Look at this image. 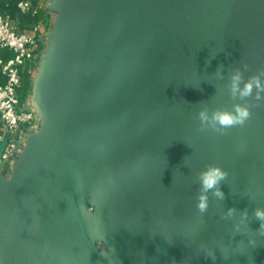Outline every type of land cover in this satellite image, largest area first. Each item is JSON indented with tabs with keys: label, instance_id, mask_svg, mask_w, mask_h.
I'll return each instance as SVG.
<instances>
[{
	"label": "water",
	"instance_id": "95a60500",
	"mask_svg": "<svg viewBox=\"0 0 264 264\" xmlns=\"http://www.w3.org/2000/svg\"><path fill=\"white\" fill-rule=\"evenodd\" d=\"M54 9L51 37L62 47L35 102L56 116L59 146L26 143L29 162L22 152L0 182V263L264 264L255 215L264 211V92L231 93L236 73L240 88L254 76L264 84V0H63ZM237 104L251 113L243 126L211 120ZM58 150L85 155L86 168L74 171ZM209 166L227 173L216 186L223 197L202 191ZM83 209L120 235L114 250L90 241Z\"/></svg>",
	"mask_w": 264,
	"mask_h": 264
},
{
	"label": "built area",
	"instance_id": "2783aa9c",
	"mask_svg": "<svg viewBox=\"0 0 264 264\" xmlns=\"http://www.w3.org/2000/svg\"><path fill=\"white\" fill-rule=\"evenodd\" d=\"M19 10L36 16L41 11L33 0H20ZM45 33V20H36L29 30L19 29L11 13L0 10V47L11 55L1 60L0 80V145L4 164L11 167L23 152L27 127H34L35 113L21 102L25 74H31L39 56L40 41Z\"/></svg>",
	"mask_w": 264,
	"mask_h": 264
},
{
	"label": "rangeland",
	"instance_id": "374dc122",
	"mask_svg": "<svg viewBox=\"0 0 264 264\" xmlns=\"http://www.w3.org/2000/svg\"><path fill=\"white\" fill-rule=\"evenodd\" d=\"M63 0H38L37 3L43 12H47V25H46V33L45 38H43L42 43L40 44V47H42V51L39 52V59L42 61L41 66L46 64L47 61H53L55 60V54L60 51L61 45H60V39L57 40V43L53 37H51V32L55 30L56 27V20L57 17L61 14L59 11H56L54 9V6L61 5ZM15 25L20 29L22 28V25L20 23V18L17 16L14 18ZM39 47V48H40ZM40 74V71L34 70L31 74H25L23 78V83L21 86L22 90V96H21V102L24 107H32L33 100L36 98L35 96L38 95V90L40 87V78L38 77ZM1 81L3 80V77L1 76ZM36 101V100H35ZM41 108V106H39ZM39 112V111H37ZM48 114L44 112H39L37 114V119L34 121L33 124L34 127H29L31 129L29 131V139L30 141L36 140L39 138V140H45L47 142H50L57 150L58 142L56 140L55 136V125L53 122H50L49 117H47ZM60 158L63 162L67 163L70 167L73 168L76 172H81L84 170L87 166V158L85 155L78 153L74 150H61L57 151ZM14 169L11 170V168H7L6 166H3L2 169H0V182L4 180H10L14 174ZM104 200V198L102 199ZM101 203L100 201H98ZM86 205L88 202L85 203ZM83 219L85 220L84 226L87 230V234L92 235L90 239H94L95 245L101 246L100 250L103 251H111L114 250V246L117 245L119 242L120 235L114 232H110L107 230V233H98V236L94 235V232L96 230V226L99 225V223L103 226L102 223V215H100L98 212H92L83 214ZM88 223V225H87ZM106 230V229H105ZM102 240H101V239ZM121 238V237H120ZM99 240V241H97Z\"/></svg>",
	"mask_w": 264,
	"mask_h": 264
},
{
	"label": "clouds",
	"instance_id": "9594fccd",
	"mask_svg": "<svg viewBox=\"0 0 264 264\" xmlns=\"http://www.w3.org/2000/svg\"><path fill=\"white\" fill-rule=\"evenodd\" d=\"M242 77L240 73H236L232 77L231 83V93L233 97L239 94L240 97H249L253 94V88L256 89V99H260V93L264 92V84L261 83L258 76L252 77L248 80L243 88H240V81ZM235 112L229 111H220L217 110L212 113L211 120L218 123L221 128L227 129L237 125L243 126L246 121L250 118L251 113L248 107L241 106L239 104L235 105ZM201 122H205L209 120V117L206 113H200ZM227 177V173L221 170L219 167L216 166H209L206 171L200 173V181L202 185V191L206 193L209 190L216 189L214 193L217 196L223 197V193L219 191L216 186L219 184L220 181L224 180ZM207 196L201 195L199 197V203L197 205L198 210L203 213L207 210ZM230 212L232 210H229ZM256 217L264 221V211L257 209L255 213ZM261 228H264V223L261 224Z\"/></svg>",
	"mask_w": 264,
	"mask_h": 264
},
{
	"label": "crops",
	"instance_id": "0c3cea01",
	"mask_svg": "<svg viewBox=\"0 0 264 264\" xmlns=\"http://www.w3.org/2000/svg\"><path fill=\"white\" fill-rule=\"evenodd\" d=\"M57 11V10H56ZM47 12H44V16H42V18H43V21L45 20V33H46V25H47V20H46V18H47ZM59 17H60V15H59ZM59 17H57V19L55 18V20H56V27L58 26V19H59ZM57 29V28H56ZM55 29V30H56ZM55 30H53V31H55ZM52 31V32H53ZM45 33L43 34V36H42V38H41V41H40V44L42 43V41H43V38H45ZM55 39V41H56V43H57V40H58V38H54ZM60 39V38H59ZM60 45H61V47H62V39H60ZM41 51H42V47H40L39 48ZM40 50H39V52H40ZM10 53V51H8V50H5V49H3V48H1L0 47V78H1V60H2V58H3V56H7L8 54ZM58 53V52H57ZM40 55V54H39ZM55 59H56V54H55ZM55 60H53V61H47L46 62V64H44L43 66H41V68L42 69H40V64H42V61L39 59V56H38V59L36 60V62H35V66H34V70L36 69V70H38V71H40V74H39V78L41 79L40 81H42V78L44 77V76H46V73H47V65L48 64H50V63H53ZM40 96V91L38 90V95L37 96H35L36 98L33 100V105H32V107L30 108L31 110H33L34 111V113H35V119H37V114L39 113V112H44V113H47L48 114V116L47 117H49V120H52L53 118H55L56 116H54V114L52 113V112H50V111H48V110H45L43 107H41V108H39V104H36V102H35V100L38 98ZM37 111H39V112H37ZM53 121H55V119H53ZM31 129H29V127H27V132H26V135H25V144L27 143V146H28V144L30 143L31 144V146H32V144H33V141H30L31 139H29V137H31L30 135H29V131H30ZM27 146L24 148V150H23V152H24V162H25V164H27L28 162H29V158H30V148H31V146L30 147H28L29 149H27ZM27 149V150H26ZM65 163V162H64ZM65 164H67V163H65ZM3 166H6L7 168H11V170H12V167L9 165V164H3L2 165V167ZM94 201H96V200H94ZM85 213H90V211H88L87 209H83V211H82V213H81V216H80V218H81V222H82V225H83V227H85L84 226V223H85V220L83 219V214H85ZM87 225H88V223H87ZM100 231H102L103 233H107L106 232V230L103 228V226L99 223V225H97L96 226V230H95V232H94V235H96V237L98 236V233H102V232H100ZM92 235H90V237H91ZM92 240H94V239H91L90 241H92ZM0 264H8L3 258H1V263Z\"/></svg>",
	"mask_w": 264,
	"mask_h": 264
},
{
	"label": "trees",
	"instance_id": "16d2710c",
	"mask_svg": "<svg viewBox=\"0 0 264 264\" xmlns=\"http://www.w3.org/2000/svg\"><path fill=\"white\" fill-rule=\"evenodd\" d=\"M19 1L20 0H0V10L9 11L13 18H16L18 16L20 18V23L22 25L21 29L29 30L31 25L36 20L43 19L42 16H44V12L40 11L39 14L36 15V16H32V15H29V14H24L18 8V2ZM33 1L35 3H37L38 0H33ZM10 55H11V53H9L7 56H3V58H7Z\"/></svg>",
	"mask_w": 264,
	"mask_h": 264
}]
</instances>
